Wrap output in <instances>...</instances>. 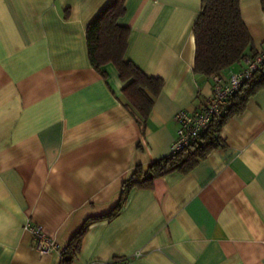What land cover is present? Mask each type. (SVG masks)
Masks as SVG:
<instances>
[{"label": "crops", "instance_id": "obj_1", "mask_svg": "<svg viewBox=\"0 0 264 264\" xmlns=\"http://www.w3.org/2000/svg\"><path fill=\"white\" fill-rule=\"evenodd\" d=\"M109 1L0 0V264H264V87L223 106L233 112L221 146L186 172L131 186L109 216L135 166L169 155L175 113L212 93L211 77L193 70L201 0H125V59L163 80L147 119L137 117L116 68L102 74L89 60L87 25ZM240 10L264 51L260 0ZM28 220L60 250L39 254Z\"/></svg>", "mask_w": 264, "mask_h": 264}, {"label": "trees", "instance_id": "obj_2", "mask_svg": "<svg viewBox=\"0 0 264 264\" xmlns=\"http://www.w3.org/2000/svg\"><path fill=\"white\" fill-rule=\"evenodd\" d=\"M124 3L125 0H110L87 25L88 55L91 65L102 74H105V71L101 68L106 64L111 63L116 68L119 78L125 82L122 88L125 104L137 117L145 120L163 86V80L146 75L135 64L125 59L130 29L118 22L125 13ZM260 3L264 10V0H260ZM193 36L195 73L206 76L221 74L232 66L243 64L246 57L258 54L242 20L240 0H201V10L193 25ZM262 87L264 63L251 77L242 82L228 101L234 106H243L246 98ZM232 112V105L223 113L220 111L219 115L211 120L200 141L192 143L178 153L152 161L147 166H135L130 177L123 182L119 202L109 216L113 217L119 212L131 186H150L156 178L173 170L186 172L213 149L221 146L223 143L218 132ZM83 232L84 227L62 251L64 260L71 258L65 256L67 252L72 255L78 249L79 238Z\"/></svg>", "mask_w": 264, "mask_h": 264}, {"label": "built area", "instance_id": "obj_3", "mask_svg": "<svg viewBox=\"0 0 264 264\" xmlns=\"http://www.w3.org/2000/svg\"><path fill=\"white\" fill-rule=\"evenodd\" d=\"M262 63H264V51L258 52L254 57H246L238 70L230 71L225 76L222 74L210 76L212 80L210 97L194 111L179 110L175 113L173 119L177 125L176 136L169 154L178 153L192 143L200 141L211 120L219 115L222 107L240 88L242 82L251 77ZM24 228L29 232L34 248L39 254H49L60 250V245L48 237L33 221L28 220ZM140 255V251L134 253L135 257ZM127 260L126 257H118L109 261H94L88 264H125Z\"/></svg>", "mask_w": 264, "mask_h": 264}]
</instances>
